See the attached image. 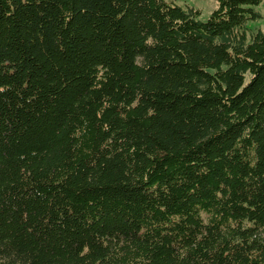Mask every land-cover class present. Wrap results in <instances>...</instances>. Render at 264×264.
<instances>
[{"label": "trees", "instance_id": "16d2710c", "mask_svg": "<svg viewBox=\"0 0 264 264\" xmlns=\"http://www.w3.org/2000/svg\"><path fill=\"white\" fill-rule=\"evenodd\" d=\"M0 0V264H264L263 0Z\"/></svg>", "mask_w": 264, "mask_h": 264}, {"label": "rangeland", "instance_id": "374dc122", "mask_svg": "<svg viewBox=\"0 0 264 264\" xmlns=\"http://www.w3.org/2000/svg\"><path fill=\"white\" fill-rule=\"evenodd\" d=\"M167 2H172L181 7H191L200 11L198 19L200 21H206L210 16L211 12L216 8L215 0H166ZM260 14V18L255 21H250L247 23V37L249 39V34L256 31H261L264 33V0L263 2L255 8Z\"/></svg>", "mask_w": 264, "mask_h": 264}]
</instances>
